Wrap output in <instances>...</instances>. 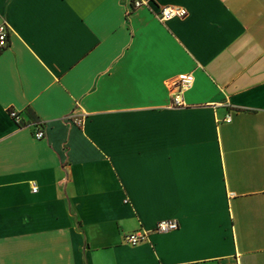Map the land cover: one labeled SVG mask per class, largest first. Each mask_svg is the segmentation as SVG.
Returning a JSON list of instances; mask_svg holds the SVG:
<instances>
[{"label": "crops", "instance_id": "obj_1", "mask_svg": "<svg viewBox=\"0 0 264 264\" xmlns=\"http://www.w3.org/2000/svg\"><path fill=\"white\" fill-rule=\"evenodd\" d=\"M147 1L0 0V264H264V0Z\"/></svg>", "mask_w": 264, "mask_h": 264}, {"label": "built area", "instance_id": "obj_2", "mask_svg": "<svg viewBox=\"0 0 264 264\" xmlns=\"http://www.w3.org/2000/svg\"><path fill=\"white\" fill-rule=\"evenodd\" d=\"M129 1H130V10L137 9L142 6H146L148 2L147 0H129ZM186 13H187L186 9L182 6L167 4V5L159 6L157 10L154 12V15L160 22H165L172 18L184 17ZM9 34H10V28L7 22L3 18H1L0 19V52H2L8 46ZM192 82H193V75L191 73L178 74L170 82L169 91L173 105H181L183 103L182 93L186 89L191 87ZM8 113L9 116L14 120V122H16L19 125H22V119L16 110L10 109L8 110ZM67 119L70 122L75 123L77 125H81L82 123V116H74L72 114H69L67 116ZM223 120L229 121L230 115L226 114ZM29 126L32 127V133L36 139H40L44 137V123L42 121L40 120L34 121L33 123H30ZM32 190L35 191L36 186H33ZM177 226L178 223L174 219L159 220L156 222V224L151 229V231L166 232L176 229ZM148 233L149 230L140 228L136 231L126 234L124 236V240L130 245H136L140 242L145 241L147 239Z\"/></svg>", "mask_w": 264, "mask_h": 264}]
</instances>
